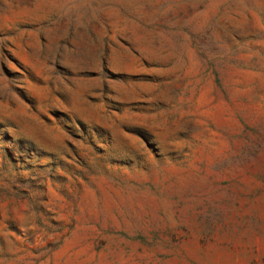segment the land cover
Segmentation results:
<instances>
[{"label":"rangeland","instance_id":"rangeland-1","mask_svg":"<svg viewBox=\"0 0 264 264\" xmlns=\"http://www.w3.org/2000/svg\"><path fill=\"white\" fill-rule=\"evenodd\" d=\"M0 264H264V0H0Z\"/></svg>","mask_w":264,"mask_h":264}]
</instances>
